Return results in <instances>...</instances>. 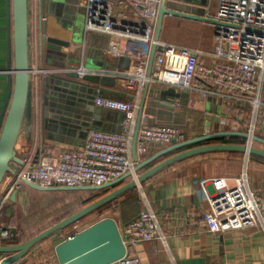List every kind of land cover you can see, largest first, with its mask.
<instances>
[{
	"label": "crops",
	"instance_id": "0c3cea01",
	"mask_svg": "<svg viewBox=\"0 0 264 264\" xmlns=\"http://www.w3.org/2000/svg\"><path fill=\"white\" fill-rule=\"evenodd\" d=\"M63 1L65 7L59 9L51 6L50 3L43 8L41 0H32V59L35 70L32 74L35 80L33 125L30 137L21 139V144L27 145V150L19 147L20 153L27 154L25 158L27 166L36 165L44 149L45 152L55 147L80 150L86 142L88 128L91 125L106 131H121L125 117L124 112L99 107L95 102L96 107L101 110L96 115L98 118L89 122L90 125L87 126L82 124L79 117L63 116L61 112L55 114L51 111L50 105L41 103L39 74L36 71L42 63L44 69L55 68V65L46 61L48 57L45 59L44 50L41 51V38L45 32L43 22H46L47 36L70 42L68 48L63 47L64 51L80 57L84 50L86 53L89 50L91 54L89 57L95 62L94 71L111 78L109 83L113 85L112 87L135 93L134 99L116 97L139 103L143 92L138 86L132 88L128 86L127 71L131 65V56L128 54L114 55L108 51L112 39L117 40L120 47L132 50V54L135 44L123 36H115L101 30H89L86 26L88 0ZM116 1L119 2L120 9L124 10L127 15H132L133 7L129 0ZM228 1L208 0L205 6V16L216 18L219 10L224 8ZM82 7L86 9L83 14L80 12ZM195 24H198L199 28L201 26L209 28L206 32H201L199 28L197 30L193 28ZM223 34L224 29L219 24L167 15L164 18L161 40L179 47L200 50L206 55V57L203 56L206 64H213L215 60L212 59V52ZM6 38V0H0V114L8 83L7 72L3 70L6 66ZM194 84L196 87L192 90L172 87L176 95H170L167 98L148 97L141 127L144 125H174L185 132L186 140L219 131H248L249 119L253 112L252 104L227 102L213 93L204 95L199 88L207 84L200 83L199 80H195ZM263 90L264 80L258 130H256V133L262 135H264ZM106 96L104 95L103 98L108 97ZM58 117H63L64 120L61 122ZM244 142L245 139L240 136H220L205 143L239 144ZM258 146L264 147L261 144ZM165 147L167 145L152 144L146 154H137L138 162L149 158ZM132 157L134 159L133 152ZM162 159L164 158L160 160ZM146 169L143 168L139 173ZM243 171L247 172L249 185L254 191H264V158L258 156L246 158L242 152L215 151L199 154L176 162L153 175L136 188L135 192L141 200L140 209L149 207L164 216L162 227L167 237L165 241L156 239L140 242L130 247V252L137 254L143 264H264V233L262 231L244 230L213 234L206 229L203 221L204 213L209 209V199L219 193L218 187L223 182H226L228 186H236ZM132 178L129 177L125 182ZM11 181L12 177L6 178L1 186L0 196L6 191ZM23 191H27V197ZM33 191L39 190L24 186L19 190L15 200L9 198L0 205V225L9 224L10 227H7L13 230L11 223L17 224L15 209L18 207L22 208L24 216H27L29 198ZM124 198L118 199L120 203ZM26 218L23 217L21 220L25 221ZM130 218L121 213L120 218L116 219L120 229L127 224ZM79 224L80 222L74 225ZM19 230L16 235L6 240L5 244L21 242L18 240ZM63 233L65 232H60L54 238L46 239L45 242H56L57 244L69 236H63Z\"/></svg>",
	"mask_w": 264,
	"mask_h": 264
},
{
	"label": "built area",
	"instance_id": "2783aa9c",
	"mask_svg": "<svg viewBox=\"0 0 264 264\" xmlns=\"http://www.w3.org/2000/svg\"><path fill=\"white\" fill-rule=\"evenodd\" d=\"M129 1L133 7L131 16L119 8L116 0H88L86 21L89 30L123 36L135 44L132 54V50L120 47L118 41L112 39L108 50L114 55L131 56L128 86L142 88L149 79L151 85L161 88L192 90L196 87L194 81L199 80L208 86L199 88L204 95L213 93L227 102L252 104L255 125L252 130L250 124L247 132L256 133L264 80V0H229L219 10L215 19L220 21L224 34L212 52L213 64H206L203 60L206 55L200 50L160 41L150 78L147 72L161 0ZM95 102L99 107L124 112L122 131L93 128L88 131L80 150L55 147L44 151L36 165H25L11 181L1 195L0 205L9 200L14 190L27 186L26 181L43 187L103 185L133 170L136 163L132 157V140L139 103L103 97ZM185 140V132L177 126L144 125L137 136L136 152L144 155L152 144L169 146ZM217 190L219 193L209 199V209L204 213V225L209 232L260 230L264 233V191L250 187L246 171L242 172L236 186L223 182ZM163 217L149 207L140 209L137 217L121 228L126 255L109 264H143L137 254L130 252V247L143 241H165ZM12 236L9 227L0 225V245ZM57 244L40 242L25 260L23 257L15 264H61ZM5 256L0 253V262Z\"/></svg>",
	"mask_w": 264,
	"mask_h": 264
},
{
	"label": "water",
	"instance_id": "95a60500",
	"mask_svg": "<svg viewBox=\"0 0 264 264\" xmlns=\"http://www.w3.org/2000/svg\"><path fill=\"white\" fill-rule=\"evenodd\" d=\"M207 1L161 0L150 54L148 78L152 75L155 54L157 50H160L158 43L162 41L161 32L165 16H180L219 24L220 21L217 19L205 16ZM48 3L59 9L65 7L63 0H41L43 8ZM85 11V7H82L80 12L83 14ZM44 24L45 32L41 38V51L44 50L45 59L48 57L46 61L55 65V68L44 69L42 63L36 71L39 74L40 98L43 105H50L51 111L55 114L61 112L63 116L79 117L82 124L89 126V122L96 119V115L101 110L95 105L99 95L101 97L107 95V98L123 101L127 100L116 96L135 98V93L112 87L113 85L109 83L111 78L94 71L95 62L90 59L89 50L87 53L84 50L80 57L64 51L63 47L68 48L70 42L47 36L46 22H43V30ZM6 37V66L3 70L7 72L8 83L0 114V189L7 177H12L13 181L21 169L27 165L25 161L27 154L20 153L19 147L27 150V145L21 144V139L30 137L33 125L35 80L32 74L35 73V70L32 59V0H6ZM85 56H87L86 59ZM142 91L132 140V152L134 160L137 162L134 171L127 172L120 178L100 186L43 187L34 181H26L29 188L39 191L93 190L108 192L27 240L0 245V253L6 254L0 264H15L25 257L35 245L80 222L90 213L118 200L129 190H135L153 175L176 162L215 151L242 152L246 158L250 156L264 158V147L258 146L259 144L264 146V135L250 134L247 131L226 130L171 144L149 158L138 162L136 141L144 117L147 98H167L170 95H176L174 88L164 89L153 86L149 79L145 81ZM58 118L61 119V122L64 120L63 117ZM93 128L102 129L91 125L88 131ZM220 136H240L245 139V142L239 144L205 143ZM161 158L164 159L160 160ZM143 168L147 169L139 173ZM129 177L133 178L125 182ZM18 193L19 190H14L10 199L15 200ZM23 193L27 197V191H23ZM12 231L13 236L16 235L17 231ZM56 252L61 264H109L126 255L127 247L116 219L104 217L59 242Z\"/></svg>",
	"mask_w": 264,
	"mask_h": 264
},
{
	"label": "rangeland",
	"instance_id": "374dc122",
	"mask_svg": "<svg viewBox=\"0 0 264 264\" xmlns=\"http://www.w3.org/2000/svg\"><path fill=\"white\" fill-rule=\"evenodd\" d=\"M193 28L197 30L199 28L198 24L193 25ZM208 28L209 27L207 26H201L199 30L201 32H206ZM196 33L198 34V31ZM249 121L250 124H252V116H250ZM256 130H258V126L256 127ZM106 193V191L93 190H51L45 192L33 191L29 198L27 216H24L22 208H16L15 215H17V224L12 222L11 226L14 228L13 230L21 229L19 230L20 237L18 240H27L64 219L65 217L75 213L87 204L97 200ZM120 204V201L116 200L90 213L80 221L79 225H72L62 231L65 232L63 233V236H70V234L72 235V233H75L77 230L87 227L88 225L93 224L104 217H113L115 219H119L122 213ZM23 217H27V220L22 221L21 219H23ZM7 226H9V224ZM56 235L49 237L47 240L54 238Z\"/></svg>",
	"mask_w": 264,
	"mask_h": 264
},
{
	"label": "trees",
	"instance_id": "16d2710c",
	"mask_svg": "<svg viewBox=\"0 0 264 264\" xmlns=\"http://www.w3.org/2000/svg\"><path fill=\"white\" fill-rule=\"evenodd\" d=\"M45 151V149H44ZM125 197L121 202V209L123 216L131 217L126 223L130 222L134 218L137 217L140 211V203H139V195L135 192V190H129L123 196ZM1 198V196H0ZM17 231V229H15Z\"/></svg>",
	"mask_w": 264,
	"mask_h": 264
},
{
	"label": "bare ground",
	"instance_id": "6f19581e",
	"mask_svg": "<svg viewBox=\"0 0 264 264\" xmlns=\"http://www.w3.org/2000/svg\"><path fill=\"white\" fill-rule=\"evenodd\" d=\"M252 119H253V121H252V130L254 129V125H255V119H256V115L254 114V116L252 117ZM136 163V162H135ZM137 164V163H136ZM136 166V165H135ZM134 166V167H135ZM134 171V168H133V170H131V172H133ZM128 172H130V171H128ZM126 174V173H125ZM87 185H93V184H87ZM104 185V184H103ZM95 186H100V185H95ZM1 199V198H0Z\"/></svg>",
	"mask_w": 264,
	"mask_h": 264
}]
</instances>
